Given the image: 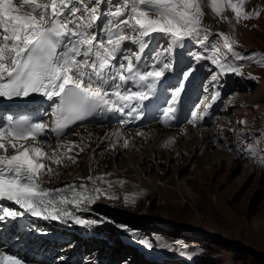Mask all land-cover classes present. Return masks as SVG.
Returning <instances> with one entry per match:
<instances>
[{
  "label": "snow or ice",
  "instance_id": "6c2138e0",
  "mask_svg": "<svg viewBox=\"0 0 264 264\" xmlns=\"http://www.w3.org/2000/svg\"><path fill=\"white\" fill-rule=\"evenodd\" d=\"M245 3L246 0H0V98L38 95L51 102L50 111L44 112L48 120L9 117L0 122V202L6 200L23 210L0 207V218L30 214L84 224L75 211L86 208L106 191L96 181L109 188L124 181L89 176L62 187H47L44 178L58 175L66 162L75 163L83 151L80 144L63 139L67 130L97 114L129 117L119 121L122 126L142 119L141 106L151 101L158 84L174 70L169 59L174 49L189 41L205 45V53L196 56L197 60L210 59L222 72L240 74L243 65L228 63V54L235 52L239 42L229 33H213L204 18L211 15L230 22L227 13L231 11L237 23L250 19L254 13L245 11ZM102 4L107 5L105 13L100 11ZM101 15L107 19L97 27ZM255 15L258 17L259 12ZM154 34L165 37V44L146 54ZM210 36L218 37L226 50L222 59L221 47L207 45ZM126 43L137 48L125 47ZM253 62L264 66V59L253 57ZM180 75L181 81L162 109L164 122L177 118L190 70ZM219 96V91L215 92L212 102ZM210 107L211 103L199 115L192 111L188 123L195 125ZM50 135L55 137V148ZM112 135L110 147L115 148L120 141L128 147L122 131ZM242 150L250 157L257 156L252 144ZM260 157L264 163V153ZM140 243L151 246L143 239ZM0 264L24 262L0 251Z\"/></svg>",
  "mask_w": 264,
  "mask_h": 264
},
{
  "label": "rangeland",
  "instance_id": "374dc122",
  "mask_svg": "<svg viewBox=\"0 0 264 264\" xmlns=\"http://www.w3.org/2000/svg\"><path fill=\"white\" fill-rule=\"evenodd\" d=\"M228 13V29L236 30L239 36L235 52L228 54V63L243 65L240 74L222 72L210 59H204L208 79L219 72L214 78L220 77L228 87L222 103L232 102L222 113L228 118L224 123L227 133L217 136L213 146L195 147L196 152L186 146L176 160L163 155L158 157L162 164L150 161L155 165L150 175L161 187L156 193L135 198L134 205L129 199L120 202L121 195L115 204L100 203V211L116 220L112 229L119 231L120 243L114 247L119 255L116 264H264V163L260 162V153H264V66L253 62V57L264 59V13L239 23L234 13ZM191 42L200 55L205 53V45ZM207 43L209 47H221L222 59L226 50L219 38L210 36ZM215 123L206 127L212 130ZM249 144L257 148L255 158L242 150ZM209 150L213 153L208 156ZM121 161L127 159L110 162L108 168ZM180 183L187 184L192 194L181 190ZM125 223L132 225L126 227ZM137 223L143 233L135 236L132 228ZM121 232L133 239L126 242ZM142 239L151 246L140 243Z\"/></svg>",
  "mask_w": 264,
  "mask_h": 264
},
{
  "label": "bare ground",
  "instance_id": "6f19581e",
  "mask_svg": "<svg viewBox=\"0 0 264 264\" xmlns=\"http://www.w3.org/2000/svg\"><path fill=\"white\" fill-rule=\"evenodd\" d=\"M115 2L116 0H113V3ZM244 7L245 11H253L254 14L255 12L261 13V11L264 13V0H246ZM106 10L107 5L102 4L100 7L101 13H105ZM227 15L231 21V14L227 13ZM204 23L209 26L213 33L220 31L232 34L235 39L239 37L236 30L228 29L230 26L229 22H222L218 19H214L211 15H206ZM158 36L161 39L160 45L162 46L165 37ZM217 73L219 72L213 73L214 76L211 77L210 82L214 80V77H217ZM220 79V77L217 78L218 82H220ZM207 99H209V97H207ZM231 103V101H226L224 105H222L220 112L224 114ZM223 114L220 120L215 123L212 130H209L207 128L208 126H192L190 124H186L182 128H164L157 125L149 126L145 129L143 128L141 131L144 135L141 137L136 135L126 136V138H128V147L126 149L118 146L115 150H107L104 142L107 131L102 129L89 128L87 132H82L83 141L72 136L70 140L80 144V147L83 148V151L79 152V154H83V157L78 156L75 163L66 162L65 165L59 169L58 175L54 174L50 176L48 180H51V186L63 185L74 181L79 182L81 178L86 179L89 176L93 178L103 177L104 181H124L122 185L115 183L111 188L100 180L96 181L97 185L106 191L103 195H100L98 199L93 200L84 208V215L95 221L93 225H95L96 230L99 234L108 236L109 242L99 238L96 239V241L90 242L89 246L91 248L100 249L102 254L106 251L111 259V264H116L119 255L117 252H114V247L119 246L120 243L118 238L119 231L115 232L112 229V224L116 222V220L110 215V217H107L100 211V203L112 201L111 204H115L113 202H116L120 195L122 196L120 202L121 200L125 202V198H127L130 200V203H133L136 201L135 198L140 199L141 197H147V195L156 193L161 187H159L156 181L151 177L152 175H150V169L155 168L154 163L150 165V161L162 164L163 161H160L158 157L160 158V156L163 155L166 159L176 160V156L183 153L186 146L191 150H195V152L197 151L195 147L199 149L201 145L202 147H204V145L213 146L212 144L217 141L218 137L225 136L227 133V125L224 123L228 122V118L223 117ZM170 140L173 142L165 146ZM74 151L79 150L75 149ZM154 153H156L155 157ZM211 153H213L211 150L206 152L208 156ZM216 153L217 151L215 154ZM123 157L127 159L126 162L123 163V161H121L120 164L118 163V166L114 165L113 168H108L111 166L110 162L115 163L117 159H122ZM98 161H100V163L96 165ZM147 173L149 174L147 175ZM179 187L181 190H185L188 195L192 194L187 184L180 183ZM131 197L133 198L131 199ZM125 224L126 227L132 225L131 223ZM137 224V227L132 228L134 229L132 232L135 236L140 235L139 233H143V229L141 230V228H143L142 225L139 223ZM121 233L126 239V242L133 239L132 236H129L126 232ZM111 242L114 244L111 245ZM125 247L126 246H124V248ZM126 251L128 250L126 249ZM126 263L127 262H124V264Z\"/></svg>",
  "mask_w": 264,
  "mask_h": 264
}]
</instances>
